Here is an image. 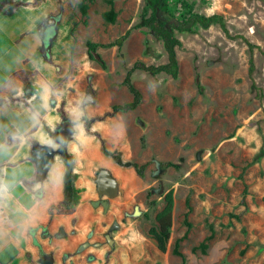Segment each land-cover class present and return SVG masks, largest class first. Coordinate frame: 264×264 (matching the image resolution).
I'll use <instances>...</instances> for the list:
<instances>
[{
  "label": "rangeland",
  "instance_id": "374dc122",
  "mask_svg": "<svg viewBox=\"0 0 264 264\" xmlns=\"http://www.w3.org/2000/svg\"><path fill=\"white\" fill-rule=\"evenodd\" d=\"M13 1L26 5L11 12L8 0H0V160L9 166L33 161V149L45 145L54 161L59 155L56 138L73 139L86 125L100 133L109 152L103 154L98 139L97 154L84 147L94 184L92 213L86 214L88 237L62 251L61 264H68L70 256L86 264H182L172 248L187 223L189 231L179 246L185 264H264V98H257L250 87L248 47L237 37L257 46L253 78L264 92V0H167L174 16L186 12L185 2L198 14H222L229 33L216 23L176 32L182 42L176 49L178 77L134 71L141 103L104 119L97 117L132 99L122 80L134 61L167 62L162 42L149 28L134 27L149 15L144 0H114V23L101 17L109 9L107 0H95L86 25L76 6L79 0ZM48 26L55 31L46 45ZM129 28L119 51L97 49L106 69L89 60L86 41L110 42ZM157 161L178 167L162 170ZM132 163H147L143 177ZM103 169L116 180L114 196L97 191ZM168 190L173 194L172 226L162 253L149 229ZM13 202L3 206L10 219L18 215ZM71 223L53 234L47 227L18 234L17 250L24 255L15 264H39L25 250L24 234L34 237L38 231L50 242L67 240L80 230L74 227L77 218ZM132 236L133 244H126Z\"/></svg>",
  "mask_w": 264,
  "mask_h": 264
},
{
  "label": "trees",
  "instance_id": "16d2710c",
  "mask_svg": "<svg viewBox=\"0 0 264 264\" xmlns=\"http://www.w3.org/2000/svg\"><path fill=\"white\" fill-rule=\"evenodd\" d=\"M37 1V0H36ZM95 0H79L76 4L78 11L83 17V24H87L88 18V9L91 3ZM11 12L14 11L19 5H26L24 3L14 2L13 0H8ZM109 4V9L101 13V17L105 22L114 23L116 19V12L114 10V0H107ZM145 5L149 8L150 12L147 17H141L140 21L134 27H147L151 33L162 42L163 48L167 53V62L162 64H146L142 61H134L131 66L127 69L123 80L122 85H124L127 90L132 95V99L128 102L122 104H113L111 110L105 112L102 116L97 117V119H104L105 117L112 116L117 112H128L134 110L138 107L142 100V94L138 88L132 82V74L134 71H144L148 72L151 75H156L160 73H165L170 75L173 79L178 77L179 73V63L177 58L176 49L182 46V42L177 37L176 32H192L195 25L208 27L211 24H218L221 29L228 34V29L226 27L225 19L222 14H212V15H203L198 14L193 11L191 4L185 2L186 12H182L179 16H174L168 9L167 0H144ZM3 4L0 3V12L3 9ZM11 12L4 10L3 14H11ZM74 29V28H73ZM53 26L47 27V35L43 37L44 43L47 45L50 37L54 34ZM131 28L127 29L121 36L116 38L113 41L100 43L93 41H86V53L87 57L91 61L97 62L102 69H106L107 65L102 56L97 52L99 47L102 48H111L117 47L119 51L122 47L123 42L129 36ZM248 47V76L250 78V87L254 92V95L257 98H264V92L261 87H259L254 78L253 72L255 69L253 50L257 47L246 37L239 35ZM85 131L87 134L94 135L101 145V151L105 155H109L108 150L104 145V141L97 131H91L89 125H86ZM57 142L59 143V148L57 154L60 155L62 160L65 163V171L63 174V199L57 204H53L49 207V215L52 216L54 213L57 214H71L75 211L76 206L79 203V190L74 186V162L75 157L72 153L68 152L66 148L67 142L70 138H60L57 137ZM117 164H123L118 158H115ZM157 166L165 170L169 167L177 168L178 164L172 161H157ZM137 175L143 177V170L147 163L139 165L137 163L130 164ZM37 178H34V181H37ZM43 178L41 179V181ZM247 194V185L243 184L242 190V200ZM38 197L41 195L38 193ZM172 208H173V194L172 190H168L164 194V206L156 213L155 215V225L150 227L149 234L154 238L156 247L162 253L167 250V241L170 236V228L172 226ZM188 212L184 214V219L187 218ZM187 230L183 236L177 238L174 242L172 248V253L181 258V263L185 264L186 258L182 252L179 251L180 242L183 238L187 236L189 231L190 224L187 223ZM202 253L205 251L206 244L203 242L200 245ZM197 248V247H196ZM195 248V249H196ZM39 249V264H52L51 253H46L43 251L40 245ZM15 248L7 247L5 250L0 252V264H6L14 259Z\"/></svg>",
  "mask_w": 264,
  "mask_h": 264
},
{
  "label": "crops",
  "instance_id": "0c3cea01",
  "mask_svg": "<svg viewBox=\"0 0 264 264\" xmlns=\"http://www.w3.org/2000/svg\"><path fill=\"white\" fill-rule=\"evenodd\" d=\"M96 139L94 135L87 134L80 129L77 136L70 139L66 144L68 152L75 157L73 182L74 186L80 190L82 199V202L76 206L75 211L71 214L54 213L50 216L48 212L51 205L57 204L63 199V174L66 167L60 155L51 163L42 181H34L36 172L33 162L29 159L11 166L0 160V252L9 246L15 248L14 259L6 264H15L17 257L24 255L17 250L20 244L18 234L23 236V232L29 228L47 227L49 232L53 234L58 226L64 225L66 230L71 228L72 220L77 218L78 224L74 227L75 229L80 228V230L70 235L67 240L60 238L50 242L48 235H39L38 231L34 237L24 234L25 250L30 252L31 258H39L38 245H40L46 253L53 251L55 260L53 264H61L60 255L62 251L74 249L80 241L88 237L86 214L92 213L89 199L93 197L94 184L90 178L93 165L91 162L84 161L85 158L89 157L84 147L85 145L90 146L97 154ZM38 188L39 190L36 191ZM37 192L41 197L37 196ZM18 196L22 197L21 201ZM10 200L14 201L12 211L18 212V215L15 214L11 219L9 212L3 208ZM17 219L19 221L15 223ZM133 238L134 236L126 240V244H133ZM17 264L24 263L20 261ZM68 264H86V262L82 258L70 256Z\"/></svg>",
  "mask_w": 264,
  "mask_h": 264
},
{
  "label": "water",
  "instance_id": "95a60500",
  "mask_svg": "<svg viewBox=\"0 0 264 264\" xmlns=\"http://www.w3.org/2000/svg\"><path fill=\"white\" fill-rule=\"evenodd\" d=\"M92 96V95H91ZM87 101H92V99H88ZM53 155L50 157V162L45 167V169L49 168L50 163L52 162ZM105 184V186H104ZM97 191L99 194H107L108 196H114L117 192V183L114 177L111 176L110 172L106 169L100 170L97 175ZM103 207L106 209L108 206V199L102 201ZM64 233L61 231L59 235H63Z\"/></svg>",
  "mask_w": 264,
  "mask_h": 264
},
{
  "label": "flooded vegetation",
  "instance_id": "af4514ba",
  "mask_svg": "<svg viewBox=\"0 0 264 264\" xmlns=\"http://www.w3.org/2000/svg\"><path fill=\"white\" fill-rule=\"evenodd\" d=\"M52 155L54 156L52 149L45 146V145L38 146L37 148L33 149V153H32L31 158L33 160L32 162L34 164V168H35V172H36L35 178H37L38 181H40L42 178H44V176L48 170V168L45 169V167L50 162V157ZM52 162H53V159H52ZM51 163H50V165H51ZM104 186H105V184H104Z\"/></svg>",
  "mask_w": 264,
  "mask_h": 264
}]
</instances>
